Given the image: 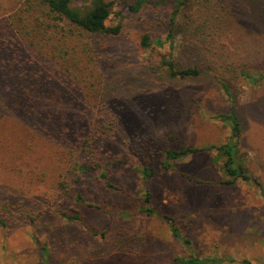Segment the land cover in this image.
Here are the masks:
<instances>
[{"label":"rangeland","instance_id":"374dc122","mask_svg":"<svg viewBox=\"0 0 264 264\" xmlns=\"http://www.w3.org/2000/svg\"><path fill=\"white\" fill-rule=\"evenodd\" d=\"M136 1L113 0L106 24H119L118 33L88 36L53 29L37 0H0V203H8L0 206V264H178L189 256L264 264L256 184L224 183L215 151L162 165L167 148L225 142L230 127L217 116L232 110L244 164L264 185V78L241 75L264 74V0H191L176 13L173 50L165 37L173 0H142L131 12ZM144 32L163 45L143 49ZM170 51L177 66L200 74L170 77L159 66ZM30 85H43V97L29 96ZM57 90L62 100L52 102ZM33 103L44 119L38 128ZM97 114L108 130L94 154L110 160L102 169L116 190L79 171L87 160L77 142ZM146 188L158 215L140 209Z\"/></svg>","mask_w":264,"mask_h":264},{"label":"trees","instance_id":"16d2710c","mask_svg":"<svg viewBox=\"0 0 264 264\" xmlns=\"http://www.w3.org/2000/svg\"><path fill=\"white\" fill-rule=\"evenodd\" d=\"M191 0H173L174 2V10L171 13L169 18V26L170 29L166 32V39L169 41V49L173 50V29L175 26V17L176 13H180V8L189 9ZM38 6L41 9V12L47 17L51 22L53 29L60 27L64 29L67 27L69 35H81L83 33L97 36H112L119 32V24L108 26L106 24V20L111 14L112 11V3L113 0H37ZM142 0H137L135 4H129L128 8L131 12H137L139 10L140 4ZM139 45L143 48H152V46H162L163 41L160 37H151L149 33L144 32L141 34L139 38ZM46 62V59L44 60ZM159 66L170 76V77H196L200 74V69L197 66H186L180 67L177 66L173 59L172 51L168 53V57L161 58L159 62ZM152 68V67H151ZM153 71L154 68H152ZM56 72V70H52ZM13 72V70H12ZM241 75L244 78L251 80L252 83L260 82L261 79L264 78V74H260L257 77L252 75L251 72L246 70L241 71ZM65 76H68L65 75ZM25 77V76H24ZM72 79V78H71ZM71 85L74 84V81L67 79ZM220 86L223 92L226 95H229L228 87L225 83L220 82ZM43 85H34L28 86L30 93L29 96L35 98H42L44 93L42 89ZM57 98H61V94L59 91H56V94L51 96V101L54 102ZM38 105L33 103L30 107L33 110V113H28L29 117L33 121L32 127L38 128L36 124L39 125L38 118L43 121L41 111L39 110ZM221 119L225 124H228L230 127V134L227 140L220 144H205L200 146H192V145H182L179 149H171L167 148L164 151L165 160L162 161V165L164 168H170V160L180 159L190 153H205L215 151L214 161L215 163H221V167L223 169V173L225 175V180H223L226 184H231L237 179H242L245 181H252L258 187L259 193L264 200V185L259 181L257 176L250 173L244 164L243 152L240 148L241 143V133L242 128L239 123L236 114L234 111H230L227 113H218L217 116ZM90 129L85 133L83 138L77 142L80 147V153L87 160L86 167L80 165L79 171H88L89 173H96L97 177L102 178L103 182L106 186L111 189H118L115 184H113L107 176L106 170H103L110 164V160L104 159L99 161V157L94 154L95 141L98 137L106 134L108 130V125L102 122V117L100 114H97L96 120H89ZM33 133V132H32ZM57 131L54 129L51 134L56 135ZM76 144V145H77ZM104 167V168H103ZM84 168V169H83ZM103 168V169H102ZM97 171H99L97 173ZM140 171L146 176L145 178H149L153 170L149 168L147 165H143ZM191 181L200 182L201 180L187 176ZM59 190L63 195H68L66 193L67 189L65 187L64 180L58 183ZM78 199L80 196L78 195ZM151 193L146 188L142 194V205L140 207L141 211H143L147 215L157 214V211L151 207ZM0 206L4 209H7L8 203L7 201H3L0 203ZM29 219H31L30 215H28ZM68 219H79V216L74 214L66 215ZM162 217L167 221L170 231L173 236L180 238V232L178 227L174 223L173 218L163 214ZM0 223L4 225V220L0 218ZM178 262V264H207L206 262L212 261L209 257H197V256H189L187 258H179L174 259ZM242 262V261H241ZM245 264L246 262L243 260L242 262Z\"/></svg>","mask_w":264,"mask_h":264}]
</instances>
